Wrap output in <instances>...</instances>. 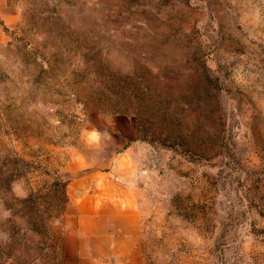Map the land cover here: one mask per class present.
<instances>
[{
    "label": "rangeland",
    "instance_id": "obj_1",
    "mask_svg": "<svg viewBox=\"0 0 264 264\" xmlns=\"http://www.w3.org/2000/svg\"><path fill=\"white\" fill-rule=\"evenodd\" d=\"M16 9L0 38V264H60L66 169L114 117L136 146L94 163L140 219L144 264H264V0Z\"/></svg>",
    "mask_w": 264,
    "mask_h": 264
},
{
    "label": "crops",
    "instance_id": "obj_2",
    "mask_svg": "<svg viewBox=\"0 0 264 264\" xmlns=\"http://www.w3.org/2000/svg\"><path fill=\"white\" fill-rule=\"evenodd\" d=\"M16 17V0H0V38L2 26L11 25ZM95 132L102 136L100 140L87 139L85 151L66 169L71 178L62 218L60 264H144L138 249L140 219L131 208L106 199L111 188L106 184L104 193L99 183L108 181L107 167L94 163L102 153L119 155L120 162L131 144L136 146L132 123L114 117Z\"/></svg>",
    "mask_w": 264,
    "mask_h": 264
},
{
    "label": "trees",
    "instance_id": "obj_3",
    "mask_svg": "<svg viewBox=\"0 0 264 264\" xmlns=\"http://www.w3.org/2000/svg\"><path fill=\"white\" fill-rule=\"evenodd\" d=\"M167 142V141H172V137H167V138H165V140L163 141V142ZM156 143H160L162 146H163V144L164 143H161V141L160 140H158V142H156ZM164 146H166V145H164ZM172 147V146H171Z\"/></svg>",
    "mask_w": 264,
    "mask_h": 264
}]
</instances>
